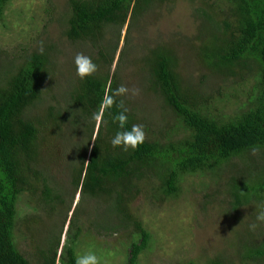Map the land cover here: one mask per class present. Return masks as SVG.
Returning <instances> with one entry per match:
<instances>
[{
  "label": "trees",
  "instance_id": "trees-1",
  "mask_svg": "<svg viewBox=\"0 0 264 264\" xmlns=\"http://www.w3.org/2000/svg\"><path fill=\"white\" fill-rule=\"evenodd\" d=\"M164 1L68 0L61 23L63 34L70 42L89 47L80 53L97 51V58L85 54L92 57L97 71L84 79L76 76L65 97H53L56 103L42 117L34 116L32 108L52 87L51 69L56 64L50 51H55V46H42L43 52L37 48L21 53L0 66V264H76L80 237L90 229L115 234L123 226H90L80 220L76 207L60 256L63 227L50 234L47 245L45 240L36 245L31 236L36 250L31 259L20 250L16 235L24 197L48 215H55L64 206L62 217L72 211L69 202L75 201L78 192L82 198L115 201L118 212L128 219L126 227H133L139 237L132 242L125 264H140L141 254L152 240L150 231L129 210L133 191L139 194L143 184L150 187L149 197L163 203L181 194L188 176L201 175L219 183L234 215L243 208L264 205V0H200L202 6L197 10L204 18L200 32H207L200 33L197 52L218 82H208L203 90H209L203 94L185 80L175 52L155 47L146 59L150 87L174 117L173 126L179 131L173 138L165 128L157 138L145 136L135 150L124 151L111 144L118 130L113 118L119 109L115 105L103 109L101 102L121 85L125 49L112 70L120 37L118 31L109 51L107 34L112 27L122 28L130 13L133 21ZM11 3L0 0L3 25ZM201 77L207 79L206 75ZM116 100H123L129 109L127 126L139 124L135 110L124 98ZM93 113L101 114V119L91 146L97 124ZM81 126L88 128V137L79 150L78 167H73V190L66 197L69 189L53 186L55 181L39 168L41 150L49 139L58 140L62 129H73L77 136ZM226 174L231 176L226 178ZM35 220L26 218L22 223ZM237 252L244 264H264V238L245 239ZM211 261L233 264L224 255Z\"/></svg>",
  "mask_w": 264,
  "mask_h": 264
},
{
  "label": "rangeland",
  "instance_id": "rangeland-1",
  "mask_svg": "<svg viewBox=\"0 0 264 264\" xmlns=\"http://www.w3.org/2000/svg\"><path fill=\"white\" fill-rule=\"evenodd\" d=\"M200 6V0H166L156 3L133 21L130 13L122 28L112 27L107 34L110 40L107 50L110 51L119 31L120 39L112 70L116 68L118 57L125 49L121 84L138 88L140 93L135 97L130 94L122 97L135 110L139 124L144 125L147 137L157 138L165 128L169 129L168 133L173 138L176 131H179L173 126L174 117L168 109L163 108L164 103L157 99L150 87L146 59L155 47L162 46L175 52L179 71L188 83L195 85L203 94L206 95L209 90H203L208 82L211 85L218 82L217 76L205 69L197 52L202 42L200 33L206 31L202 29L200 32L204 19L198 14L197 9ZM68 8V0H12L5 14L6 25L0 22V66L5 59L10 62L16 55L28 54L42 46L47 48L48 45H53L56 48L55 51H50L55 56L52 60L56 64L51 69L50 80L54 84L52 81L50 84L53 88L48 87L50 94H46L32 108L34 116L42 117L46 109L56 103L53 97H65L68 84L73 83L76 77L74 57L83 51L81 49L89 48L81 43H72L64 36L61 23ZM131 24V33L128 36ZM84 52L90 53L94 58L98 57L95 50ZM202 75H206L207 79L204 80ZM234 107L235 104L228 111ZM99 124L97 121L91 146ZM77 129V136L73 129H62L57 134L58 140L49 139L44 142L41 150L39 168L48 172L55 181L53 186L55 184L58 189H69L66 197L70 189L73 190V167L74 170L77 169L79 150L86 144L88 137L86 126ZM167 139L166 135L164 140ZM228 176L231 174H226V178ZM143 185L139 194L133 191V198L129 202L130 212L152 234L149 249L141 254L140 264H187L190 261L212 264L211 260L217 256L222 258V255L233 264H244L237 252L241 243L247 238H264V223L256 219L264 212V205L243 208L242 213L234 215L229 200L222 193V187L210 178L201 175L188 176L182 185L181 194L166 198L163 203L149 197L150 187ZM69 203L72 211L62 217L64 206L55 215H48L38 210L33 200L24 197L19 205L20 224L16 232L20 250L33 259L36 250L31 236L34 237L36 245L41 246L44 240L47 245L50 234L63 227L59 257L67 238L69 221L78 207L80 220L89 222L90 226H104V223L109 226L123 224L115 234L90 229L89 233L79 239L78 256L92 251L99 258L100 264H125L132 242L139 237L132 230L133 227H126L125 222L128 219L126 215L118 212L116 202L105 200L104 197L82 198L81 192H78L75 201L73 199ZM26 218L36 220L22 223ZM253 223L258 224L255 230L249 228ZM57 264H60L59 261Z\"/></svg>",
  "mask_w": 264,
  "mask_h": 264
},
{
  "label": "clouds",
  "instance_id": "clouds-1",
  "mask_svg": "<svg viewBox=\"0 0 264 264\" xmlns=\"http://www.w3.org/2000/svg\"><path fill=\"white\" fill-rule=\"evenodd\" d=\"M43 52V48L40 49ZM75 66L76 76L80 79H84L93 75L97 71V65L93 61L91 56L85 55L84 53H77L73 60ZM140 90L138 88H129L126 85L121 84L110 94L104 96L102 100V108L110 109L114 105L119 109L118 113L113 118V123H116L118 130L115 135L111 138V144L113 147H120L124 151L129 149L135 150L145 140V130L142 124H133L128 127V112L129 109L125 106L124 101L120 100L117 102V97L131 95L133 97L138 96ZM93 120L99 121L101 114L93 113ZM257 221L264 223V212H261L257 217ZM258 224L253 223L249 225L251 230H255ZM76 264H100V260L97 255L89 251L83 255L77 257Z\"/></svg>",
  "mask_w": 264,
  "mask_h": 264
}]
</instances>
